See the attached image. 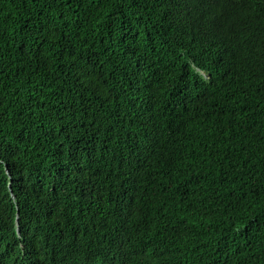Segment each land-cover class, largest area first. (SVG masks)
<instances>
[{
    "label": "trees",
    "instance_id": "trees-1",
    "mask_svg": "<svg viewBox=\"0 0 264 264\" xmlns=\"http://www.w3.org/2000/svg\"><path fill=\"white\" fill-rule=\"evenodd\" d=\"M258 1L0 0V205L27 253L49 264H64L66 247L88 264H264ZM95 59L126 84L107 95L79 75ZM144 92V113L132 125L119 117L114 132L110 113ZM92 191L118 195L94 213ZM59 219L78 220V243H60Z\"/></svg>",
    "mask_w": 264,
    "mask_h": 264
},
{
    "label": "clouds",
    "instance_id": "clouds-1",
    "mask_svg": "<svg viewBox=\"0 0 264 264\" xmlns=\"http://www.w3.org/2000/svg\"><path fill=\"white\" fill-rule=\"evenodd\" d=\"M237 2H247L250 4L259 3L258 0H236ZM204 78L208 76L201 72ZM81 76L91 75L97 79H99L102 83V91L111 95L114 94L118 89L124 86L127 82L125 71L119 69L115 66L114 63L105 65L98 59L87 62L81 73ZM145 92L139 95L132 96L128 101L123 104H120L115 107L110 113L108 118V125L110 128L120 134V119L123 116L127 115L129 119V124L132 125L135 121L132 118L133 113H144V104H145ZM86 136H79L78 140L84 138ZM119 152V151H118ZM110 158L109 160H104L100 171L103 169L105 164L112 161V159L118 154ZM106 180H101L97 182V184L102 183ZM8 194L10 200L14 201L15 196L11 188L8 189ZM118 194H104L98 191V195L96 196V191L89 192L86 195V199L91 210L96 213V206L104 207L109 204L114 197ZM132 205L135 207L138 215L141 220L134 225L142 224L146 218L144 217L147 213L144 210L142 203L139 198L132 195L131 198ZM90 219H87L84 223H87ZM60 225L64 228V235L60 240L61 244H72L73 242L78 243L79 233L80 231L74 232L70 229L76 228L79 225L78 220L72 223L71 225H64V223L59 219ZM199 224H195L198 226ZM3 237V239H2ZM62 261L64 264H88L86 258H79L72 254L69 247H66L62 251H59ZM0 264H49L46 259L40 254V252L36 249L33 253H27L26 251V236L22 232L20 224L18 221L16 222V229L13 233H9L4 229V220L2 219V207L0 205Z\"/></svg>",
    "mask_w": 264,
    "mask_h": 264
}]
</instances>
